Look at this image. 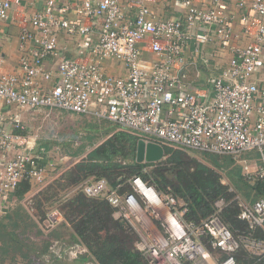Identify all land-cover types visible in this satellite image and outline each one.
Instances as JSON below:
<instances>
[{
	"label": "built area",
	"instance_id": "2783aa9c",
	"mask_svg": "<svg viewBox=\"0 0 264 264\" xmlns=\"http://www.w3.org/2000/svg\"><path fill=\"white\" fill-rule=\"evenodd\" d=\"M178 1L184 14L175 20H158L151 0L30 3L28 26L20 32L22 74L7 73L0 54V218L18 200L14 194L22 181L40 189L47 184V150L37 146L38 134H29L24 114L91 116L145 141L210 154L222 166L241 168L250 180H264V86L257 79L264 72V0ZM13 9V2L0 0V25ZM237 17L241 34L235 37ZM61 35L87 41L76 58L60 47ZM215 44L231 50L220 71L208 67ZM108 60L122 64L126 74L106 73ZM191 61L208 68L206 85L190 83L184 68ZM253 150L262 157L255 170L241 159ZM129 186L125 192L102 177L82 191L108 202L114 216L131 226L149 264H238L240 250L264 259V239L255 234L264 229V199L249 203L236 193L238 218L249 228L235 233L222 219L224 198L195 223L186 218L189 204L171 192L141 176H133ZM48 220L53 228L59 218L52 214ZM212 251L226 256L216 259ZM84 254V246L70 250L73 259Z\"/></svg>",
	"mask_w": 264,
	"mask_h": 264
},
{
	"label": "trees",
	"instance_id": "16d2710c",
	"mask_svg": "<svg viewBox=\"0 0 264 264\" xmlns=\"http://www.w3.org/2000/svg\"><path fill=\"white\" fill-rule=\"evenodd\" d=\"M113 131H115L113 135L91 151L86 160L78 163L68 172L73 183L76 185L81 183L82 176L90 181L117 174L121 177L123 170H126L129 176L142 177L145 167L156 166L153 171L154 180L150 183L162 191L173 193L177 200L188 203L189 213L186 216L188 221L201 223L214 212V202L224 198L228 206L222 213L223 221L232 230L249 228L246 222L238 218L240 210L238 203L232 197L237 193L249 203L264 199V180H250L242 174L241 168L231 167V162L222 166L214 156L205 153L201 154L211 162L212 166L194 161V166L188 167L181 156L183 150L172 148L165 143H161L165 148L163 160L140 164L135 160V150L140 137L116 125ZM221 173L227 178L228 185L223 183ZM147 178L145 176V179ZM110 182L115 187L123 181L118 182L114 179ZM231 187L236 193L230 191ZM31 190V184L22 181L14 195L21 200ZM68 205L70 210L66 218L73 224V238L89 250V254L82 256L75 263H83L90 258L98 264H149L134 246L136 240L132 230L124 221L115 219L114 210L108 202L88 197L81 192L69 199ZM255 234L258 238L264 239V229H257ZM236 257L238 264H264V259L257 261L244 250H240Z\"/></svg>",
	"mask_w": 264,
	"mask_h": 264
},
{
	"label": "rangeland",
	"instance_id": "374dc122",
	"mask_svg": "<svg viewBox=\"0 0 264 264\" xmlns=\"http://www.w3.org/2000/svg\"><path fill=\"white\" fill-rule=\"evenodd\" d=\"M26 122L29 134L39 136L37 146L47 150V184L44 189L32 187L31 192L21 200L14 202L12 199L9 212L0 218V264H96L90 258L86 262L75 263L85 254L77 259L70 255L72 248L82 245L73 238V224L66 218L70 210L68 200L83 192V185L90 180L82 176V182L76 185L69 178L68 172L110 138L115 125L106 121L96 122L91 116H78L60 111H54L50 116L30 117ZM181 152L188 167L192 168L194 161L212 166L201 153L184 150ZM241 159L256 165L252 166V170L262 165L261 154L256 150L243 152ZM155 169L156 166L145 167L142 178L146 182H152ZM122 174V178L118 177V174L105 178L109 181H123L121 184L124 191H131L129 180L132 176H129L126 170H123ZM221 175L223 183L228 184L224 174ZM145 176L148 178L145 179ZM52 214L58 215L59 218L53 228L48 220V216ZM128 228L135 236L136 245L138 237L131 226L128 225ZM245 230L235 228L233 231L239 233ZM212 253L216 259L223 257L214 251Z\"/></svg>",
	"mask_w": 264,
	"mask_h": 264
},
{
	"label": "crops",
	"instance_id": "0c3cea01",
	"mask_svg": "<svg viewBox=\"0 0 264 264\" xmlns=\"http://www.w3.org/2000/svg\"><path fill=\"white\" fill-rule=\"evenodd\" d=\"M10 1L13 2L14 9L11 18L8 21H4L0 25V54L4 55L6 57L5 59H7V64L4 68L7 73L22 74L19 64L20 63L19 58L21 57L20 32L24 26H28L23 16L25 17L26 14L28 15L29 11L32 12L33 8L29 6L31 2H34L36 6L41 7V5H43L46 2V0H10ZM121 2L125 4L127 0H121ZM149 5L151 8L150 10L153 11L155 17H157L158 20H175L177 18L182 17L184 14L183 6L178 0H151ZM234 11L237 12V10ZM234 30L236 33L235 37L241 34L240 33L241 23L238 17L236 18V21L234 23ZM240 40L242 42L245 41L244 38H240ZM237 41H239V39H233L231 43H236ZM83 44H84V40L69 41L66 39L64 35L60 36L59 45L69 58H76L79 55V52L82 50ZM210 49L212 56H210L211 59L208 67H210V69L212 70L216 69L219 71L226 68L231 58L230 47L223 48L215 44L212 45ZM103 65L106 70V73L110 75L124 76L126 74L123 65L117 61L108 60L105 61ZM202 70L205 72L203 73ZM184 71L188 74L189 81L194 86L206 85L210 75L208 68H205V66H202L199 62L197 63L193 61H191L184 68ZM257 79L260 82V84L264 86V72L263 74H259ZM45 113L46 112H41L38 114V116L44 115ZM78 116H82V115H78ZM28 118H30V116L24 114V119L26 121Z\"/></svg>",
	"mask_w": 264,
	"mask_h": 264
},
{
	"label": "water",
	"instance_id": "95a60500",
	"mask_svg": "<svg viewBox=\"0 0 264 264\" xmlns=\"http://www.w3.org/2000/svg\"><path fill=\"white\" fill-rule=\"evenodd\" d=\"M165 148L156 142L145 141L139 139L137 143V150L135 160L137 163H157L164 159Z\"/></svg>",
	"mask_w": 264,
	"mask_h": 264
}]
</instances>
